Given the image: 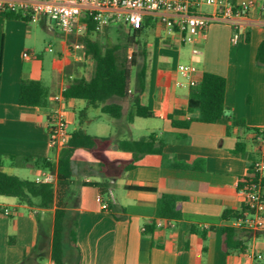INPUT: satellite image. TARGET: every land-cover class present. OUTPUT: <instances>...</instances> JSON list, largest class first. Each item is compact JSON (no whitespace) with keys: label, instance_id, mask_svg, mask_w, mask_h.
<instances>
[{"label":"crops","instance_id":"0c3cea01","mask_svg":"<svg viewBox=\"0 0 264 264\" xmlns=\"http://www.w3.org/2000/svg\"><path fill=\"white\" fill-rule=\"evenodd\" d=\"M209 11L210 8L204 10ZM25 28L24 20L0 14L2 170L28 179L48 172L56 177L55 172L39 161L46 159L53 164L57 161L60 150L50 148L48 143V115L55 104L53 96L62 93L72 77L81 76L74 70L78 58L62 41L61 50L51 57L46 68L40 54L27 47ZM231 34L230 26L213 22L194 45L182 44L177 36L162 37L163 42L153 51L145 45L146 78L139 99L153 116L134 117L129 124L130 136L136 139L153 134L161 138L165 142L166 158L151 157L148 162L109 180L111 200L118 207L114 211L105 207V195H99L101 179L93 181L82 177L74 181L77 195L70 209L76 213L78 264H263L260 259L264 228L250 230L244 251L227 252L223 248L222 227L233 226L236 218H223L222 213L244 210V196L237 177L250 175L248 165L253 159L250 161L233 152L236 143L243 141L247 154L255 158L254 129L264 128V65L256 62L258 46L264 41V0H255L236 45L230 42ZM194 47L197 52H193ZM25 50L36 55L24 58ZM181 63L196 65L197 70L191 76L195 83L204 72L224 77L226 113L241 120L243 126L223 118L211 123L191 121L187 128L173 127L169 113L176 120H186L197 108L189 97L188 78L177 68ZM22 79L39 80L48 88L51 98L48 108L18 103ZM137 92L135 79L124 103L122 122ZM63 107L68 126L78 121L74 129L83 128L84 123L77 120L81 110H85V123L92 121L86 116L90 106L82 99H65ZM97 116L101 118L100 114ZM140 118L144 120H137ZM104 130L111 132V127ZM109 157L125 161L129 154L116 150L109 152ZM174 160L196 161L198 167H173L170 162ZM162 193L181 196L178 200L180 218L155 217L157 199ZM262 193L264 195V181ZM4 207L9 213L2 211ZM54 210V205L41 208L0 195V264H19L34 246L45 249L50 258ZM153 219V231L145 233L144 225ZM202 232L204 238H201ZM258 243L262 247H258Z\"/></svg>","mask_w":264,"mask_h":264},{"label":"trees","instance_id":"16d2710c","mask_svg":"<svg viewBox=\"0 0 264 264\" xmlns=\"http://www.w3.org/2000/svg\"><path fill=\"white\" fill-rule=\"evenodd\" d=\"M0 14L9 19L32 20L30 15L21 12L0 10ZM150 21L146 18L141 26H128L126 42L112 43L102 46L98 40L90 38L97 29L92 20L86 19L84 35L81 38L85 52L90 54L94 60V70L89 78L84 76L72 77L65 86L62 94L65 99H82L87 106L97 107L101 113L109 115L114 121V131L107 136H94L88 134L83 128L78 127L70 132L67 143L60 149L55 164L43 159L39 162L51 172H55L56 181L37 182L34 179L19 177L8 174L2 170V156L0 155V195L17 198L18 201L28 205H37L41 208L55 206L53 234L50 243V259L54 264H78L80 251L76 245V213L70 209L77 195L74 184L76 179L89 176H97L101 180L98 183V192L102 197L105 195V207L112 211L118 207L111 200V189L109 180L115 179L125 171L138 164L149 161L151 157L158 156L166 158L163 152L164 140L153 134L144 135L139 138L130 136L129 124L134 117H151L153 112L139 99L140 92L145 87L147 52L142 50L143 61L137 64L136 53L130 54L127 60L125 50L129 44L135 43L136 37ZM256 62L264 65V41L260 43L256 53ZM137 66L136 83L138 92L131 98V109L124 116V103L130 95L131 68ZM225 79L223 76L211 72H204L198 83L190 87L189 97L191 102L196 103V113L186 120H176L169 113L173 127L187 128L191 121L216 122L223 118L231 119L236 125L243 126L241 120L227 115L224 104ZM50 94L48 88L39 80L22 79L19 85L18 103L24 106H35L46 109L50 105ZM190 111V108L188 110ZM175 113H182L175 110ZM81 119L85 117V110L79 112ZM82 122V121H81ZM257 130L254 129V132ZM253 154L258 157L257 143L253 140ZM120 150L128 153L125 160L111 159L109 152ZM235 153H239L252 162L248 165V177L254 178L253 162L256 157L247 154L245 143H236ZM250 155V156H249ZM27 158H23L26 161ZM170 165L179 168H197V163L172 161ZM84 182V181H82ZM181 196L162 193L156 204L155 217L166 220L180 218L178 200ZM123 210V207L120 208ZM240 212L224 210L223 218H238ZM123 217V216H117ZM155 227V220L144 225L143 231L151 233ZM250 230L241 231L232 225H223L222 243L225 251H244L248 247ZM205 233H201V238ZM42 249L34 246L28 255H25L19 264H40L44 258ZM258 264V263H257Z\"/></svg>","mask_w":264,"mask_h":264},{"label":"built area","instance_id":"2783aa9c","mask_svg":"<svg viewBox=\"0 0 264 264\" xmlns=\"http://www.w3.org/2000/svg\"><path fill=\"white\" fill-rule=\"evenodd\" d=\"M255 6V0H0V10L21 12L30 15L32 20L38 15L54 20L62 32L84 33L86 19L94 22L96 29L117 21L126 26L139 27L146 18L163 26L166 36H177L182 44L194 45L213 22H220L231 27L230 42L236 45L241 39L240 30ZM203 7L210 8L208 13ZM75 52L81 44L75 42L71 47ZM52 49L51 47L49 48ZM196 47L193 52H197ZM36 54L25 50L24 58ZM179 72L188 78L190 86L195 82L191 78L197 67L193 63H181ZM182 85V83H178ZM54 106L49 111L47 120L48 143L50 148L60 150L68 141L70 132L62 93L53 96ZM258 157L253 162L255 177L239 178L244 196V210L235 219L233 226L247 230L264 228V128L254 132ZM37 182H54L52 173H43L34 178ZM9 213L7 207L2 208Z\"/></svg>","mask_w":264,"mask_h":264},{"label":"rangeland","instance_id":"374dc122","mask_svg":"<svg viewBox=\"0 0 264 264\" xmlns=\"http://www.w3.org/2000/svg\"><path fill=\"white\" fill-rule=\"evenodd\" d=\"M208 7H203L206 10ZM26 26L25 30L27 33V47L34 48L35 52L40 54V56L45 61V67L47 68L50 65L51 57L56 56L57 52L61 50V43L65 41L68 46H72L75 42L81 44V48L75 51L78 58L74 63V70L78 75L89 78L94 70V60L90 54L85 52V46L82 41L83 33H72L66 36L56 22L49 17L38 15L35 19L30 21H24ZM128 34V26L123 23H118L117 21H110L107 25L97 29L90 35V38L98 40L102 46L111 45L112 43H121L126 42ZM165 32L162 25L157 23L154 20H150L148 24L143 28L141 33L136 37V42L129 44L125 50L127 60H130V54L135 52L137 64H141L143 61L142 50L145 49L147 44L150 47L151 51L155 50V46L161 41L162 37L164 38ZM52 48L51 50L49 48ZM146 50V49H145ZM167 55V54H166ZM137 66L131 68L130 75V86L133 87L136 79ZM82 106L79 108L81 109ZM101 115V118L97 116ZM86 116L92 121L90 123H85L83 119L79 116L77 120H81L83 128L87 133H96L99 136H107L114 131V119L109 115L101 113L100 109L97 107L90 106ZM137 120H144L142 118ZM84 121V122H83ZM78 121H75L77 125ZM75 124H69L68 129L72 131ZM111 127V132H106L105 127ZM104 130V132H103ZM136 134V132H134ZM121 160V159H120ZM123 160V159H122ZM93 181L100 180L97 176H89ZM94 184V182L92 183ZM76 186V185H75ZM77 188V187H76ZM258 247H262L259 245ZM262 263L264 264V247L262 248ZM44 258L39 261L40 264H54L52 260L48 257L45 249H42Z\"/></svg>","mask_w":264,"mask_h":264}]
</instances>
